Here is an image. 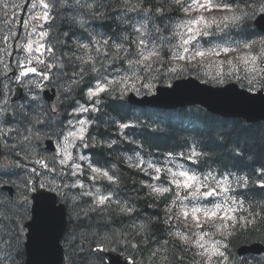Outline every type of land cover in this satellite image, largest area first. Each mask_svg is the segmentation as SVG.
<instances>
[{"label":"snow or ice","instance_id":"obj_1","mask_svg":"<svg viewBox=\"0 0 264 264\" xmlns=\"http://www.w3.org/2000/svg\"><path fill=\"white\" fill-rule=\"evenodd\" d=\"M195 2L201 10L207 8L210 13L239 25L254 21V26L260 19H264V0H214V2L195 0ZM65 3L66 0L22 2L0 0V25L4 29V32L0 33V48L5 49L0 54L6 55L7 66L11 69L0 74V85L4 81L9 82L8 95L13 103L20 101L18 107L22 110L5 112L4 129H0V209H3L0 211V253H5L0 256V264H5L6 260L16 264V257L21 254L26 237L21 221L27 218L28 200L25 198L22 202H17L15 199L17 192L22 191L27 196L37 189H47L51 193L53 210L61 215L66 211L69 222L78 225L84 220L91 221L89 213H105L122 203L120 193L116 190L120 184V178L115 174L117 164H101L94 155L88 154L95 149L103 148L108 152H115L124 144L134 146L133 156L136 158L129 161L120 159V163L155 181L150 184L140 182L142 188L164 186L165 190L159 198L165 205L163 217L155 221L152 217L146 219L150 223L162 220L168 230L176 226V218L173 215L176 212V207L173 206L176 185L168 179L169 169H187L191 174L193 167L199 171L207 163L208 154L198 151L197 145L194 144L186 145L187 153L169 152L163 159L159 158L162 154L144 153L143 143L138 141L134 130L153 128L152 124L138 119L129 122L128 119L113 117L107 112L109 101L121 102L132 95L141 96L142 91L144 95L154 94V81L173 78L171 73H174L175 69L170 67L172 60L178 59L189 64L193 56L204 58L205 53L199 50L198 45L211 37H206L203 32L195 35L188 30L198 13L187 17L181 12L178 19L184 21L180 27L185 31L179 32L173 31L170 27L173 13L161 0H86L82 7L90 9V26L81 29L80 34L71 30L67 33L61 32L59 38L53 39L52 30L56 21L61 18ZM77 3L79 4V0ZM192 3L193 0H177L176 7L178 10L184 7L191 8ZM37 12L40 14L39 17H36ZM20 13L26 14L27 18L40 19L41 22L36 25V32H29L26 19L19 15ZM145 13L148 14L147 17L144 16ZM145 18L160 23L150 24L151 30L145 31L141 24V20ZM108 21L112 23L119 21L120 24L110 32L95 26L96 22ZM251 32L252 30L241 28L238 34L240 39L234 41L240 45L239 51L224 46L218 49L216 55L256 52V46L261 45L258 55L239 57L238 63L251 61L245 65V75H239L240 68L232 61H227L232 66L228 80L245 84L247 91L264 92V67L258 66L257 63L259 61L260 65H264V37L259 40L249 39L252 36ZM29 34L39 37L44 46L42 52L33 49L34 55L45 57L42 63L28 62L25 48L18 46L21 40L27 42ZM190 35H194L195 39L188 41L187 36ZM93 36L96 37L95 40ZM177 39L180 40L179 44L176 43ZM9 43L11 49L7 50L6 46ZM117 47L120 49L119 52L116 51ZM83 49L90 50L87 62L83 61ZM57 53L60 54L59 60L56 59ZM101 55L104 60L111 57L116 59L105 68L104 61L100 59ZM92 56L96 59L92 60ZM21 59L25 61L23 64L20 62ZM192 62L200 63L198 60ZM28 67L35 71L25 73L21 82L16 83L15 77L20 76L21 71ZM89 69L94 70L96 74L92 75ZM166 73L169 75H165ZM34 78H38V83L42 87L29 89L28 93H31L29 95L24 92L22 84L23 81ZM223 81L224 75L221 74V82ZM14 83L17 89L15 94L11 90ZM17 92H22L23 97L18 98ZM69 96L72 98L71 104L66 105L65 100ZM3 100L5 92L0 87V101ZM102 115L106 117L104 120H101ZM16 123L24 127L23 143L28 145L34 154H28L26 157L23 145L16 142L17 129L12 127ZM250 127V124L243 122L239 126H234L236 134L222 137L233 144L231 153L233 168L237 167V161H247L249 159L247 153L253 151L250 138L240 135V129ZM101 128L107 133L106 138H100ZM30 130L31 138L28 136ZM113 135L115 138H112ZM69 153L71 158L65 163ZM145 156H151V159H145ZM176 156L180 158L179 163ZM158 164L161 166L156 167ZM255 164L259 166L256 167ZM255 164L246 174L240 176V184L230 190V194L235 195L238 200L254 189L264 191V153L256 158ZM237 171L240 169L237 168ZM199 174L201 179L209 176L213 184L217 180L224 181L225 176L231 181L234 175L228 165L224 164L217 168L209 164L203 171H199ZM190 191L192 189L184 191L182 195L187 196ZM201 191L209 192V188H202ZM127 199L129 201L127 207L122 209L124 216L132 221L138 220L143 215L137 207L139 197L128 196ZM221 199L216 192H211L197 202L201 205H216ZM57 201L60 202L59 208L55 207ZM89 201L87 210L81 208V204ZM241 202L247 201L244 199ZM180 203L181 201L176 200V205ZM187 203L191 204L192 200L189 199ZM170 207L171 213L168 211ZM100 219L107 220L108 224L115 222L111 217L102 216ZM249 221L254 226L264 222V209L259 213L250 214ZM108 224L105 228H108ZM206 228L205 225L200 230L205 231ZM112 232L111 238H105L99 230L91 232L84 230L79 242L75 239V233H69L66 240L81 255L87 248L90 255L86 264H97L92 258L97 253L111 250V245L128 250L131 253L132 264H138V257L140 262L145 252H149L150 257H156L160 251L159 248L149 247L156 243L151 230L141 234L136 230L135 223L129 226L127 234L122 229H113ZM5 249L9 251L5 252ZM225 256L227 260L224 256L221 260H225L227 264V261L232 260V256L227 251ZM127 259L128 257H125V260ZM183 259V256L177 257V264H182ZM99 264H107L103 256L99 257ZM149 264L152 262L149 261Z\"/></svg>","mask_w":264,"mask_h":264},{"label":"trees","instance_id":"obj_2","mask_svg":"<svg viewBox=\"0 0 264 264\" xmlns=\"http://www.w3.org/2000/svg\"><path fill=\"white\" fill-rule=\"evenodd\" d=\"M161 2L169 6L170 11L174 9L169 0H161ZM84 3H86V0H79V4L77 3V0H66L65 9L62 10L61 18L56 21L54 29L52 30L53 39L59 38V33H67L71 30H74L76 34H80L81 29H87L90 26V9L82 7ZM71 4L75 7H73ZM144 16H147V13H145ZM154 23L159 24L160 21H154ZM165 23H167V21H165ZM224 23L226 25L225 28H228L230 31H232L230 36H227L228 40L230 39L231 41H234L236 39H240L238 34L241 32L242 27L246 30H252L250 33L252 36H250L249 39L256 35L253 29H251V21H248L244 25L232 23L228 20ZM118 24H120L119 21L113 23L110 21L96 22L95 26L102 28L103 31H111V29L117 28ZM1 26L2 25H0V27ZM87 54L88 53L83 49L82 56L84 62L89 60V56ZM64 55H67V53H64ZM237 55H233V58H235ZM102 58L103 56L101 55L100 59ZM56 59H60L59 53H57ZM91 59L95 60L96 57L92 56ZM102 60L104 61V67L107 68V61L104 59ZM0 66H2L1 63ZM227 67L229 71H232L231 64H227ZM89 71L92 75H94V70L89 69ZM2 73L4 72L0 67V74ZM241 75H244V72ZM8 84V81H4L3 84L0 85L5 93L8 88ZM71 99V96L67 97L65 103L67 104L71 102ZM107 112L113 117L128 119L129 122H134L138 119L140 121H148L152 124L153 128H138L134 130L138 141L143 143L144 153L150 152L152 154H162L159 158L163 159L164 156H166L169 152L175 154L182 151L186 153L188 151L186 145L194 144L197 145L198 151L208 154L207 161L209 163L215 165L216 168L222 164L228 165L231 171L233 162L231 157L228 158V156L232 155L231 153L233 144L229 142V146L223 148V146L220 145L221 141H228L222 139V137L236 134L234 131V126H239L243 122H246L242 119L226 120L214 114L208 113L199 107L190 109L184 108L179 110H156L151 108L136 107L129 104L126 100L121 102L109 101L107 105ZM105 118V116H101V120H104ZM248 124H250L251 127L244 130L240 129V135L242 137L250 138L253 151H249L247 153V157L249 158L247 161H237L236 165L237 168H243L244 165L245 168L250 170V168L255 164L256 158L260 154L264 153V121ZM106 137L107 133H105L104 129L101 128L100 138L103 139ZM112 138H115V136L113 135ZM133 147V145L124 144L115 152H108L103 148H98L92 152H89L91 155H94V158L100 161L101 164H117V170H115V174L120 178V184L117 186L116 190L120 193L122 203L120 205L113 206L105 213H89L91 216L90 222L88 220H84L79 225L74 223L70 224V230L76 234L75 239L79 242L81 233L84 230L89 232L99 230L101 231V235L105 238H111L113 229L125 230V233L127 234L129 226L132 223H135L136 230L140 231L141 234L147 233L149 230H151V233L154 234V239H156V243L151 244L149 247L150 249L159 248L160 250L156 257H150L149 252H145L144 258L140 262L138 257V264H149V261H151L152 264H177L176 258L179 256H183L184 258L182 264H203L199 260L200 255L197 252V247L192 245V242L186 238L187 232H185L184 229H178L177 227V222L182 223V220L179 221L181 218L180 213H183L182 208L184 205H186L183 202L182 194L179 191L176 190V194L173 198V206L176 207V212L173 214L176 218V226L168 230L167 226L162 222V220L161 222L150 223L146 219V217H152L153 221H155L157 218L163 217V208L165 205L159 201V198L165 189L163 185L142 188L140 182H144V184H150L155 183V181L150 180L145 174L130 169L123 163H120V159L129 161L136 158L133 156ZM175 158L177 163H179L180 161L178 158ZM145 159H151V156H145ZM159 166L161 165L158 164L156 167ZM255 166L258 167L259 165L255 164ZM180 170V168H170L168 179L170 180L172 172L178 173ZM145 171L147 170L145 169ZM149 193L151 195H149ZM128 196L139 197L137 200V207L142 211L143 215L140 216L138 220L132 221L124 216L122 209L127 207L129 202L127 199ZM176 200L181 201V203L176 205ZM88 206L89 204H85L81 208L87 210ZM0 211H3V209H0ZM14 211L18 210L14 209ZM168 211L171 213V207L168 209ZM102 216L111 217V219L115 222L108 224L107 220L100 219ZM247 219H249V216ZM106 224H108V228H105ZM250 233L263 235L264 222L254 226L251 224V221H249L245 228H241L238 231L231 233L229 238L231 243L229 250V254L232 256L231 261L235 260L237 263V258L235 259L236 256L234 253V248L240 241L247 239ZM262 240H264V236L262 237ZM111 248L131 255L128 250L117 247L116 245H111ZM7 251L9 250L5 249V252ZM72 251L73 254H70V259L72 262L70 264H86V261L90 255L89 252L83 251V255H81V253L74 248ZM4 254L5 253H0V256H3ZM12 255L14 256L15 253L13 252ZM24 257L25 250L22 248L21 254L16 257V264H24ZM99 257L100 256L95 255L92 259L96 260L97 264H99ZM256 263L264 264V259L256 261L255 258L249 257L245 260V264ZM5 264H12V261L6 260Z\"/></svg>","mask_w":264,"mask_h":264},{"label":"water","instance_id":"obj_3","mask_svg":"<svg viewBox=\"0 0 264 264\" xmlns=\"http://www.w3.org/2000/svg\"><path fill=\"white\" fill-rule=\"evenodd\" d=\"M260 19L259 21H263ZM201 89L204 86H200ZM234 87H229L233 90ZM199 86L193 84L185 87H175L167 90L170 98L177 100V103L194 102L197 94L200 93ZM165 95V94H162ZM162 95L159 98H163ZM132 102L141 104L142 102L131 98ZM172 106L173 104H162ZM50 193H40L36 196V205L34 209L35 220L31 226L27 243L28 259L27 264H61L62 249L60 246V232L63 224L61 213L55 212L52 208ZM56 207V205H55ZM110 264H127L131 259L125 260V257L114 252H102Z\"/></svg>","mask_w":264,"mask_h":264},{"label":"rangeland","instance_id":"obj_4","mask_svg":"<svg viewBox=\"0 0 264 264\" xmlns=\"http://www.w3.org/2000/svg\"><path fill=\"white\" fill-rule=\"evenodd\" d=\"M200 2H204V0H200ZM206 9H207V8L201 10V8H199V7L196 6V2L194 1V3L192 4V7L189 8L187 12L190 13V14H194V12H205ZM191 24H192V26H191L188 30L191 31V32H194V33H195V31H196V27H197V25H199V21L196 20V22H192ZM193 37H194V35L187 36V40H188V41H191ZM29 38H32V39H34V40L36 41V42H35V46H34L35 50H36L37 52H42L44 46H43V44L40 42V38H39V37H34V36H32V35L29 36ZM29 38H27V42H26V43L24 42V40H22V42H20L19 46H21V44H27V43L29 42V40H30ZM29 48H30V49H29ZM28 50H31V46H29V45H28ZM182 55H183V53H182ZM20 62L23 64L25 61H24V59H21ZM10 70H11V69L9 68L8 71H10ZM31 71H32V70H31V67L24 68V69L21 71L20 76L15 77V81L20 83L21 80H22L23 75H24L25 73H27V72H31ZM23 82H25V83L27 84V86H28V90H29V89H34V88H36V87H39V86H38L39 83L36 85L35 78L32 79V80H25V81H23ZM15 86H16L15 84H12V85H11L12 93H13V91H14ZM28 94L31 95V93H28ZM9 102H10V96L8 95V92H6L5 100L0 101V129H4L3 115H4L5 111L8 110V109L10 108V107L7 105ZM19 104H20V102H18V105H19ZM12 126H13V125H12ZM68 157H69V154L66 156V158H68ZM193 180H194L193 177H186V181H187L188 183L192 182Z\"/></svg>","mask_w":264,"mask_h":264},{"label":"bare ground","instance_id":"obj_5","mask_svg":"<svg viewBox=\"0 0 264 264\" xmlns=\"http://www.w3.org/2000/svg\"><path fill=\"white\" fill-rule=\"evenodd\" d=\"M95 74H96V73H94V75H95ZM35 82H36V85H37V84H38V78H35ZM16 83H19V82H16ZM16 83H14V84L16 85ZM22 85L24 86L26 92L28 93V86H27V84H26L25 82H23ZM38 86H39V87H42V85H41L40 83L38 84ZM6 92H8V88H7ZM5 95H6V93H5Z\"/></svg>","mask_w":264,"mask_h":264}]
</instances>
